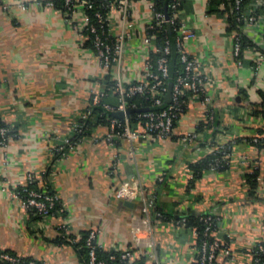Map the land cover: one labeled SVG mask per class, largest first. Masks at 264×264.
Returning a JSON list of instances; mask_svg holds the SVG:
<instances>
[{
    "label": "crops",
    "instance_id": "obj_1",
    "mask_svg": "<svg viewBox=\"0 0 264 264\" xmlns=\"http://www.w3.org/2000/svg\"><path fill=\"white\" fill-rule=\"evenodd\" d=\"M50 1L55 0H0V118L19 132L18 139L0 148V251L43 264H85L72 245L57 242L63 227H68V235L76 241L97 230L98 246L105 252L136 250L146 264L197 263L194 232L165 217L152 216L155 259L137 246L134 229L143 216V203L129 207L115 194L123 182L139 181L148 195L156 196L159 213L180 219L195 212L217 220L215 237L232 253L230 257L220 253L218 264H252L253 249L264 242V151L244 140L264 130V120L250 113L264 94V61L256 63L264 53L260 47L264 15L259 14L264 0L246 5L258 20L241 27L255 46L244 50L241 66L234 57L232 9L221 5V12H211L210 0L182 3L180 18L195 34L186 51L203 63L210 77L217 133L206 131L197 144H181L183 135L205 124V108L193 101L170 139L110 145L104 140L108 127L99 126L91 138L57 160L53 149L70 139L74 124L93 95L105 87L107 77L124 84L143 79L148 58L143 39L152 13L145 1L132 5L133 39L122 65L107 72L88 46L86 34L66 22L59 10L47 7ZM110 19L118 36L123 29L121 16L112 12ZM229 143L233 144L229 168L206 172L190 187L189 165L206 158L217 144ZM48 169L47 183L67 213L39 221L30 218L10 193L26 186L29 175L42 179ZM254 170L259 171L260 201L248 195L246 175ZM42 181L40 187L46 183Z\"/></svg>",
    "mask_w": 264,
    "mask_h": 264
},
{
    "label": "built area",
    "instance_id": "obj_2",
    "mask_svg": "<svg viewBox=\"0 0 264 264\" xmlns=\"http://www.w3.org/2000/svg\"><path fill=\"white\" fill-rule=\"evenodd\" d=\"M136 1L141 0H62V9H57L54 1L47 2L46 6L59 10L65 17L66 22L74 26L76 30L84 32L88 41L91 43L94 52L96 53L100 65L103 70L109 72L113 67H119L124 60V54L128 42L133 39L131 30L133 24L130 21L131 8ZM148 3L152 13V21L148 25L145 37L143 39L144 48L148 54L147 61L144 67L143 79L138 83L124 84L120 80L113 81L115 84L112 88L105 86L100 92L93 95L90 106L79 116L73 126L72 134H78L84 127L80 121H85L90 118L92 108L99 106L102 99L110 96H117L114 105L105 103L103 109L111 114L118 112H126L130 107L128 99L139 96L151 95L154 99V105L162 107L168 94L169 78L168 56L171 53L170 41H165V46L157 47L155 44L156 36L152 34L156 30L168 31L173 30L176 33L175 44L180 54V61L183 65V73L177 78L173 84L171 102L168 107L158 112L140 113L138 122L132 124L130 116H125L123 120L113 118L108 126V133L104 140L115 145L118 141H128L133 144L138 140H167L174 136L175 129L182 116L186 113L191 102L196 101L202 104L206 110L205 124H213L216 120V114L213 109V100L210 95V77L204 72L203 63L191 57L186 51V44L195 38V34L184 21L180 18L182 2L185 0H177L169 7L171 15L165 12L158 11L153 0H142ZM22 9H25L20 5ZM117 12L121 16L123 29L118 36L113 34L111 28V13ZM233 12L236 22L245 25H254L258 17L250 14L246 7L243 6V0H235ZM242 26V27H243ZM242 36L236 33L234 38V57L238 65H242ZM160 56L156 61L151 59V55ZM264 61V53L259 55L257 65ZM108 92V93H107ZM123 121V123H121ZM10 128H2L0 130V148L6 149L10 141L18 139V135H9ZM202 138L201 133L195 131L187 133L180 138L183 146H191L197 144ZM251 140V141H250ZM250 140H244L247 145L256 148V145L264 141V134L257 135ZM82 140L80 143H82ZM79 143V144H80ZM79 144L72 146L70 140L64 141L62 144L53 149V156L61 155L62 158L67 156L68 151L73 150ZM233 144H217L211 154L219 157L214 160L210 166V171L220 173L219 169L225 164L230 163L232 156ZM45 172L42 174V176ZM194 178L190 171V179ZM36 180L41 184L42 179H38L34 175L28 176V183L19 191L18 188L11 190V197L20 202L26 214L39 217L42 221H46L57 216L65 217L66 209L64 208L58 194L51 193L48 186L44 185L42 190L31 189L27 187ZM162 182L163 179H160ZM260 181V178H258ZM44 184V182L42 181ZM53 191V190H52ZM25 198L21 197V194ZM115 197L121 202L135 203L142 201L143 216L138 219L135 225V234L137 236L136 244L139 248H145V256L150 259H155V244L152 238V216L158 219H164V216L158 212L156 205V196L148 195L146 189L141 182H123L117 189ZM201 217L205 225L203 240L197 249V264H214L220 253L230 257L231 249L227 243L219 241L215 237L217 229V220L207 215L197 214ZM173 221V220H172ZM178 226L186 227L187 220L183 218L173 221ZM64 236H68V227H63ZM190 229V228H189ZM196 238H199L197 229L191 228ZM146 232L147 237L141 238L140 233ZM99 231L91 230L85 242V247L88 249V264H114L116 261L119 264H146L140 260V256L136 250L121 251L120 256L111 255L108 259H100L97 251ZM70 240V239H69ZM75 243L76 240H70ZM258 251L263 252L264 248L258 245ZM25 257L10 254L5 251H0V264H22ZM260 259L256 257L253 260L254 264H259ZM27 264H38L35 260H30Z\"/></svg>",
    "mask_w": 264,
    "mask_h": 264
},
{
    "label": "trees",
    "instance_id": "obj_3",
    "mask_svg": "<svg viewBox=\"0 0 264 264\" xmlns=\"http://www.w3.org/2000/svg\"><path fill=\"white\" fill-rule=\"evenodd\" d=\"M153 1L155 2V6H156V9L158 11H162L168 15H171V9L169 6L177 0H153ZM251 1L252 0H243V6L246 7V5H248ZM54 2H55V6L57 9H62V7H63L62 0H55ZM234 2H235V0H210V11L211 12H221V10H220L221 5H225V8L227 11L230 9L233 10ZM232 10H231L230 18H229L230 29L232 31L235 30L237 34L239 33L242 36L241 45H242V52H244V50L249 49V48H253L255 46H254L253 42L251 40H249L248 37L246 35H244V33L242 32L241 27L243 25L236 22L235 15H234V12H232ZM259 14L264 15V7L260 8ZM152 34H154L156 36L155 44L159 48H162L165 46L166 40L170 41L171 53L168 56L169 78H168L167 82H168V84H171V83L175 84L177 78L183 73V65L180 61V54H179V52L176 48V44H175L176 33L173 30L168 31V29L165 28L163 30H156ZM88 46L92 48V45L90 42L88 43ZM160 56H162V55L161 54L151 55V59L156 61ZM114 84L115 83L112 80H110L109 77H107L106 85H105V86H107V89L112 88L114 86ZM116 97L117 96H115V95H113V96L108 95L107 97L102 99L101 104L99 106L92 108V114H91L90 118H88L85 121H80L81 124L82 123L84 124V127L78 134H72V136L70 137L69 140H70L72 146L79 144L82 140H86L88 138H91L94 131L99 126L108 127L110 125V123L113 119L112 114L105 111L102 106L105 103L114 105L116 103V101H115ZM128 104L130 107H135V109H146V108H148L149 111H151V112L162 111L163 109L168 107V104L166 101H164V104L162 105V107L155 106L154 105V99L151 95H147V96L137 95L135 97L129 98ZM251 108L252 109H251L250 113L253 117L261 118L264 120V94H262V102L258 105H252ZM139 114L140 113H133L130 116L129 119H130L132 124H136L138 122ZM121 123H123V121H121ZM2 128H10L11 133L9 135L13 136V135L19 134V132L16 130V128H12L11 126L7 125L0 118V130ZM210 130L217 133V130H218L217 120H215L213 124H201L199 126L197 132L205 133L206 131H210ZM259 133L261 135H263L264 130L263 131L260 130ZM1 140H2V137L0 136V141ZM248 140H250V139H248ZM211 145H215V144L213 143ZM203 146H206V144H203ZM256 148L259 151H264V141H261L260 143H258L256 145ZM218 157H219L218 155L210 154L206 158L202 159L201 161H199L195 164L189 165V169L194 175V178L190 181V187H193L194 184L197 181H199L206 172L210 171V166L212 165L214 160ZM60 158H62L61 155H55L56 160L60 159ZM228 168H229V163L225 164L223 168L219 169V172L220 173L224 172ZM50 173H51V170L48 169L45 172V174L42 176V180L44 183L46 182L45 185L48 186V190H50L51 193H55L54 191H52L51 187L47 183V180H48ZM258 178H259V171L258 170H254V172L252 174L246 175V182H247V185L249 188V192H248L249 194L248 195H249L250 199L253 201H260L261 200L258 197V192H259ZM27 189L28 190H31V189L42 190V188H40V186H39L38 180H36L31 185H29L27 187ZM18 190L22 191L23 188H18ZM21 197L25 198V195L22 193ZM163 216L168 221L169 220H173V221L178 220V219H175L171 215H168V216L163 215ZM30 218L42 221L39 217H36L33 215H31ZM183 218H186V220H187L186 228L197 229V231L199 233V238H197V247H198L197 249H199V245L202 243V241L206 240V238L204 237L205 225H204V222H202V220H201L202 218L194 216L190 213L181 217L180 220H182ZM213 219H215V218H213ZM88 235H89V232L83 234L79 241H76L75 243H71L70 240H76V238H74L70 235L65 237L64 233H63V235L58 239L57 242H58V244H61V245L62 244L72 245L76 250L79 251V254L83 258L84 263L88 264V249L85 247V242H86ZM259 245L263 246V248H264V242L260 243ZM8 253H10V252H8ZM10 254H12V253H10ZM97 254H98V257L100 259H108L111 255H115L116 257L120 256L119 252H105L101 248L98 249ZM256 257L260 259L259 264H264V251L259 252L258 251V245L253 249V260L256 259ZM30 260H34V259L26 258V259H24V261H22V264H27ZM37 262H38V264H43L39 261H37ZM142 262H143V260H142ZM114 264H119V262L116 261ZM195 264H197V263H195ZM214 264H218V263L215 262ZM252 264H254V263H252Z\"/></svg>",
    "mask_w": 264,
    "mask_h": 264
},
{
    "label": "water",
    "instance_id": "obj_4",
    "mask_svg": "<svg viewBox=\"0 0 264 264\" xmlns=\"http://www.w3.org/2000/svg\"><path fill=\"white\" fill-rule=\"evenodd\" d=\"M260 47L264 50V45H262ZM172 89H173V84L171 83V84H169L168 94L166 96L167 104H170V102H171ZM236 100H237V102H241L240 97H238ZM148 111H149L148 108H146V109H129L125 113L124 112H118V113L112 114V117L115 119L123 120L125 118V116H131L133 113H145ZM124 204L129 206V207L133 206V203L124 202ZM192 215L195 216V215H197V213L193 212Z\"/></svg>",
    "mask_w": 264,
    "mask_h": 264
}]
</instances>
